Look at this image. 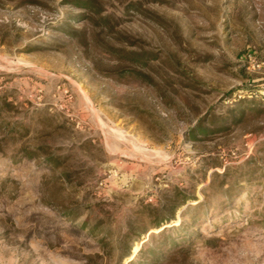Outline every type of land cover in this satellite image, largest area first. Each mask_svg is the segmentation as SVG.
Masks as SVG:
<instances>
[{"label": "rangeland", "instance_id": "obj_1", "mask_svg": "<svg viewBox=\"0 0 264 264\" xmlns=\"http://www.w3.org/2000/svg\"><path fill=\"white\" fill-rule=\"evenodd\" d=\"M73 1L0 0V264H115L176 192L171 264H264V0Z\"/></svg>", "mask_w": 264, "mask_h": 264}, {"label": "trees", "instance_id": "obj_2", "mask_svg": "<svg viewBox=\"0 0 264 264\" xmlns=\"http://www.w3.org/2000/svg\"><path fill=\"white\" fill-rule=\"evenodd\" d=\"M75 5L81 8L87 9L88 14L86 15V20L88 22H94L96 19V24L102 25L105 28L111 30L112 25L110 16H105L102 13V8L94 0H74ZM70 35H74V31L69 32ZM103 48L108 52H113L119 54L121 58H124L126 54L122 50H114L111 47L104 45ZM133 62H138L142 59L137 54L131 56ZM127 73L135 74L136 70H130ZM1 116V114H0ZM201 133L205 131L200 129ZM41 147H34V149L26 151V157L34 159L38 155H43L46 158L50 166L61 167L59 163L60 159L55 157L50 158L46 153L42 152ZM62 176L66 177V174L62 172ZM225 179L227 173L224 175H218ZM45 185V183H44ZM45 186H48L46 184ZM176 198L166 204L160 205L156 208L145 207L142 213V219L139 221H132L127 229V232L117 241L111 242V247L108 250V255L112 256L114 254L116 258L115 264H171L175 261L177 255H188L189 249L191 247V242H187L188 236L185 238H180V227H165L170 224L175 219L176 210L181 206L185 205L188 199L182 195L181 192H176ZM46 197L48 195L46 194ZM49 203L54 204L55 201ZM198 207L201 205H197ZM197 206L195 208H197ZM70 216V213H65ZM145 218V219H143ZM76 221V218L73 219ZM149 223V227H145ZM82 228L87 229V231L93 233L94 235H108L110 232L101 229L97 223L82 222ZM159 232L152 233V231ZM169 230L171 234H168ZM144 236H147L145 238ZM107 237V236H106ZM182 241V242H181ZM99 243L103 246L105 240L99 239ZM141 244L140 249L133 255V251L136 249L134 243ZM182 243V244H181ZM109 244V245H110Z\"/></svg>", "mask_w": 264, "mask_h": 264}, {"label": "built area", "instance_id": "obj_3", "mask_svg": "<svg viewBox=\"0 0 264 264\" xmlns=\"http://www.w3.org/2000/svg\"><path fill=\"white\" fill-rule=\"evenodd\" d=\"M261 65L264 66V63H262ZM257 66L259 67V64Z\"/></svg>", "mask_w": 264, "mask_h": 264}]
</instances>
